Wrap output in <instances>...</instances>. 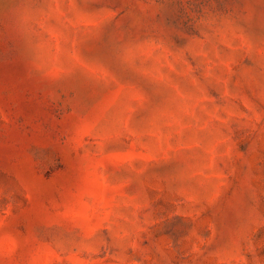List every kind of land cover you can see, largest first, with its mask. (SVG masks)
I'll return each mask as SVG.
<instances>
[{
    "label": "rangeland",
    "instance_id": "rangeland-1",
    "mask_svg": "<svg viewBox=\"0 0 264 264\" xmlns=\"http://www.w3.org/2000/svg\"><path fill=\"white\" fill-rule=\"evenodd\" d=\"M0 264H264V0H0Z\"/></svg>",
    "mask_w": 264,
    "mask_h": 264
}]
</instances>
